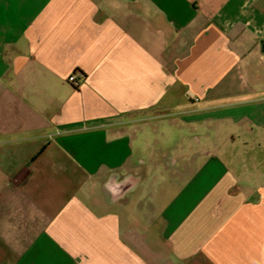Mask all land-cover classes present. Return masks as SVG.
I'll list each match as a JSON object with an SVG mask.
<instances>
[{"label":"crops","instance_id":"obj_1","mask_svg":"<svg viewBox=\"0 0 264 264\" xmlns=\"http://www.w3.org/2000/svg\"><path fill=\"white\" fill-rule=\"evenodd\" d=\"M263 40L264 0H0V264H264Z\"/></svg>","mask_w":264,"mask_h":264},{"label":"rangeland","instance_id":"obj_2","mask_svg":"<svg viewBox=\"0 0 264 264\" xmlns=\"http://www.w3.org/2000/svg\"><path fill=\"white\" fill-rule=\"evenodd\" d=\"M156 125L158 126V129H160V130L161 129L164 130V131L166 130V132L170 131V129L168 128L167 121H165V120H162L160 122H156ZM160 183L162 184V182H159L158 184L152 186V188L155 189V190H158L159 188L161 189L162 186L160 185Z\"/></svg>","mask_w":264,"mask_h":264},{"label":"built area","instance_id":"obj_3","mask_svg":"<svg viewBox=\"0 0 264 264\" xmlns=\"http://www.w3.org/2000/svg\"><path fill=\"white\" fill-rule=\"evenodd\" d=\"M263 47H264V40H263ZM68 82L73 85V87H78L80 81L76 79L75 75H71L68 77Z\"/></svg>","mask_w":264,"mask_h":264}]
</instances>
